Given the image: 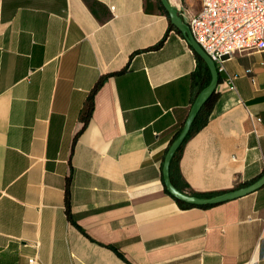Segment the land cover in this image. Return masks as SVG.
<instances>
[{
  "label": "crops",
  "instance_id": "0c3cea01",
  "mask_svg": "<svg viewBox=\"0 0 264 264\" xmlns=\"http://www.w3.org/2000/svg\"><path fill=\"white\" fill-rule=\"evenodd\" d=\"M167 1L186 24L202 4ZM162 7L0 0V264H30L29 256L42 264H264V185L189 208L165 190L164 154L206 85ZM224 66L234 86L219 74L207 122L179 154L190 191L229 190L264 173V49L235 53Z\"/></svg>",
  "mask_w": 264,
  "mask_h": 264
},
{
  "label": "built area",
  "instance_id": "2783aa9c",
  "mask_svg": "<svg viewBox=\"0 0 264 264\" xmlns=\"http://www.w3.org/2000/svg\"><path fill=\"white\" fill-rule=\"evenodd\" d=\"M187 25L217 72L225 74L223 83L233 87L234 76L226 72L224 62L235 53L264 49V0H202L201 9L188 18ZM27 261L42 264L34 256Z\"/></svg>",
  "mask_w": 264,
  "mask_h": 264
},
{
  "label": "water",
  "instance_id": "95a60500",
  "mask_svg": "<svg viewBox=\"0 0 264 264\" xmlns=\"http://www.w3.org/2000/svg\"><path fill=\"white\" fill-rule=\"evenodd\" d=\"M160 1L164 9L167 11L171 23L178 30H180L181 33L187 38L193 50L203 59V61L206 63L209 69V72H210V80L208 84L204 86L196 95L193 103L191 104L189 112L184 122L182 123V126L179 132L171 140L164 154L163 163H162V178H163L164 186L166 190L168 191V193L176 200H179L181 202H184L190 205H196V206L219 204V203L231 200V199L241 197L248 193H251L264 185V173H262L259 178L243 186L232 188L224 192L217 193L214 195H209V196L192 195V194L180 191L171 182V179H170L171 160L174 154L176 153V151L180 148L183 141L185 140L197 113L199 112L203 104L206 102V100L215 91L220 78H219V73L216 70L214 62L205 53V51L201 48V46L194 40L193 36L190 33L188 25L185 22H183V20L179 16L178 10L174 8L173 6H171L167 0H160Z\"/></svg>",
  "mask_w": 264,
  "mask_h": 264
},
{
  "label": "trees",
  "instance_id": "16d2710c",
  "mask_svg": "<svg viewBox=\"0 0 264 264\" xmlns=\"http://www.w3.org/2000/svg\"><path fill=\"white\" fill-rule=\"evenodd\" d=\"M162 9L168 15L167 11L163 7H162ZM168 17H169V15H168ZM169 29H175L176 31L181 33V31L178 30L171 23L170 18H169ZM167 33H168V31L161 38V40L157 44H155V46H153L154 48H156V47L160 46L161 44H163ZM193 52H194V55H195V58H196V61H197V69L195 71V77L197 75L198 78H204V82H203L204 84L203 85H207L209 80H210L209 69H208L206 63L203 61V59L194 50H193ZM105 77H106V75L99 76V78L95 81V83L92 84L91 88L89 89V91H88V93L86 95L85 105H84V108H83L82 113H81V126H80V129L78 130V132L81 131L84 128L86 122L88 121V119H89V117L91 115L92 108H93V96H95V93L97 92L99 87L102 85ZM198 92H199V90H197L195 96L198 94ZM217 96H218V92L214 91L211 94V96L206 100V102L203 104V106L201 107V109L197 113V115H196V117H195V119H194V121H193V123L191 125V128H190L185 140L183 141V143L180 146V148L174 154V156H173V158L171 160V163H170V179H171V182L173 183V185L177 189H179L180 191H183V192H186V193H189V194H192V195L209 196V195H214V194L226 191V190H219V191H213V192H194V191H190V190L187 189L188 185L182 179V177H181V175L179 173V170H178V158H179V154H180V152L182 150L183 144L190 138V136H192L202 126L205 125V123L207 122L208 116L210 114V111H211V109H212V107H213V105H214V103H215V101L217 99ZM179 130L177 131V133L179 132ZM76 135H77V133L72 138L69 155L72 152V148H73V144H74V140H75ZM165 190H166V188H165ZM174 200L182 208H189V207L196 206V205H190V204L181 202L179 200H176L175 198H174ZM63 203H64L65 214H66V216L68 218H70L69 202H68V178H66L65 185H64ZM207 206H211V205L200 206V207H207ZM119 254H121V253L119 252ZM121 256H123V255L121 254Z\"/></svg>",
  "mask_w": 264,
  "mask_h": 264
}]
</instances>
